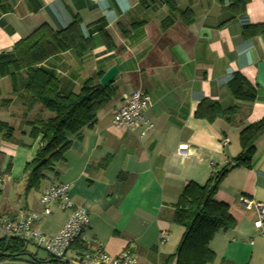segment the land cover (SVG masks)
Wrapping results in <instances>:
<instances>
[{"label": "crops", "instance_id": "1", "mask_svg": "<svg viewBox=\"0 0 264 264\" xmlns=\"http://www.w3.org/2000/svg\"><path fill=\"white\" fill-rule=\"evenodd\" d=\"M230 1L174 0L176 12L171 13L162 0H0V54L42 24L59 31L74 16L80 19L93 49L81 57L69 51L41 65L57 78L62 94L78 92L97 72L118 68L111 102L79 138L68 136L71 145L63 159L28 193L23 170L41 139L30 138V123L51 114L27 96L13 95L8 78H0V121L13 129L10 141H0V168L6 176L0 216L40 213L41 190L63 184L70 201L88 214L85 249L102 247L116 255L128 247L136 264H162L184 232L171 218L185 185H204L225 171L213 200L227 205L235 226L210 241V264H264V226L261 234L254 228L256 212L237 205L239 196L264 203V134L253 145L250 167L234 166L241 152L239 133L264 118V34L241 36L244 23L264 25V0H249L243 17L220 25ZM168 17L172 23L162 29ZM100 30L110 37L112 50L106 49ZM235 73L255 87L253 103L233 99L227 84ZM133 90L150 101L143 118L152 128L144 135L143 127L111 125L123 96ZM204 99L223 110L237 107V113L231 122L196 118ZM179 147H186L185 157L178 155ZM50 210L37 224L46 236L56 235L69 216L57 203ZM161 232L167 240L159 245Z\"/></svg>", "mask_w": 264, "mask_h": 264}, {"label": "trees", "instance_id": "2", "mask_svg": "<svg viewBox=\"0 0 264 264\" xmlns=\"http://www.w3.org/2000/svg\"><path fill=\"white\" fill-rule=\"evenodd\" d=\"M171 13L176 12L174 0H162ZM227 14L220 23L243 17L249 0H231ZM187 14V12L183 13ZM185 23L189 19L184 20ZM172 18L165 19L161 27L166 29ZM102 42L108 51L114 47L106 32L100 30ZM264 34V25L244 23L241 36L249 39ZM93 49L90 36L84 34L81 21L74 16L66 28L53 31L42 24L27 37L17 41L12 50L0 54V78H8L11 93L27 96L31 104H39L51 116L42 121L30 123V138L41 137L33 160L24 167V192L37 190L45 179V173L53 170L55 164L63 159L70 148L68 136L79 138L84 128H91L97 113L106 107L114 97L116 88L111 82L102 87L99 83L102 72L86 79L78 92L62 94L57 78L41 67L49 58L72 51L81 57ZM234 100L253 103L256 89L241 74L235 73L227 84ZM237 107L225 110L210 100H202L194 116L209 123L217 118L231 122ZM264 134V118L245 127L239 133L240 155L235 158L234 166L249 168L254 154V143ZM13 129L0 121V141H10ZM10 165H8L9 168ZM225 171L215 173L204 185L188 182L177 201L171 222L184 229L175 254L163 258L162 264H210L214 254L209 248L212 238L219 232L233 229L235 221L228 212L227 205L213 200L220 180ZM74 248L81 254L87 251L81 243ZM27 255V244L16 241L0 240V264L4 261H17ZM30 264H45L31 255ZM53 261V260H50Z\"/></svg>", "mask_w": 264, "mask_h": 264}, {"label": "built area", "instance_id": "3", "mask_svg": "<svg viewBox=\"0 0 264 264\" xmlns=\"http://www.w3.org/2000/svg\"><path fill=\"white\" fill-rule=\"evenodd\" d=\"M122 99L123 104L116 110L111 125L127 130L143 127L141 135L150 131L152 124L143 118V112L150 105L149 98L140 90H133ZM185 151L186 147H179L177 153L185 157ZM5 181L6 176L0 168V191L3 190ZM54 203H57L61 210L69 211V216L56 235L46 236L38 230L37 224L42 217L50 215V205ZM39 204L42 207L40 213L21 211L15 217L0 216V240H16L34 246L58 264H136V259L128 247H124L116 255L108 254L102 247L81 254L73 249L75 244L84 243L89 220L87 212L76 207L68 198L66 185L45 186L41 190ZM237 205L244 211L256 212L254 228L263 234L264 203L239 196ZM166 240V233L161 232L159 245L164 244Z\"/></svg>", "mask_w": 264, "mask_h": 264}, {"label": "rangeland", "instance_id": "4", "mask_svg": "<svg viewBox=\"0 0 264 264\" xmlns=\"http://www.w3.org/2000/svg\"><path fill=\"white\" fill-rule=\"evenodd\" d=\"M43 111H46V110L43 109ZM41 116H42V118H44L43 115H41ZM23 172H24V170H23ZM175 233L177 235V232H175ZM176 250H177V248L175 249L174 252H176ZM30 255H34V258L37 261H43L45 264H58L57 262H55L54 259L50 258L45 252L38 250L37 248H35L34 246H31V245H27V255L22 257L20 260L4 261V262H2V264H30L29 262L32 260L30 258ZM50 260H53V261H50Z\"/></svg>", "mask_w": 264, "mask_h": 264}, {"label": "water", "instance_id": "5", "mask_svg": "<svg viewBox=\"0 0 264 264\" xmlns=\"http://www.w3.org/2000/svg\"><path fill=\"white\" fill-rule=\"evenodd\" d=\"M117 74H118V68L116 66H111L101 76V78L99 80L100 85L102 87L108 86L114 80V78L117 76ZM30 258H31V255H30Z\"/></svg>", "mask_w": 264, "mask_h": 264}]
</instances>
